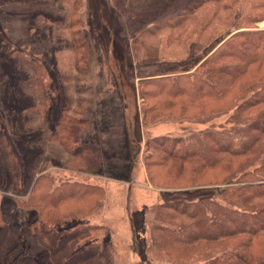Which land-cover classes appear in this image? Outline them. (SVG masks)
Segmentation results:
<instances>
[{
  "label": "rangeland",
  "instance_id": "rangeland-1",
  "mask_svg": "<svg viewBox=\"0 0 264 264\" xmlns=\"http://www.w3.org/2000/svg\"><path fill=\"white\" fill-rule=\"evenodd\" d=\"M242 30L264 32V0H0V226L9 225L0 232V264L38 260L45 250L38 210L9 200L28 194L9 187L14 161L56 186L78 180L102 189L89 215L73 213L81 201L44 209L63 235L98 225L75 243L88 239L106 254L92 251L76 264H212L234 251L237 229L216 202L263 208L264 195L232 191L243 172L264 166V63H251L246 87L225 101L159 95L168 100L159 110L140 90L150 78L194 73ZM71 124L92 150H66ZM159 135L198 155L182 171L171 160L148 166L155 153L146 140ZM247 217L235 219L239 227ZM254 261L264 264V256Z\"/></svg>",
  "mask_w": 264,
  "mask_h": 264
},
{
  "label": "trees",
  "instance_id": "trees-1",
  "mask_svg": "<svg viewBox=\"0 0 264 264\" xmlns=\"http://www.w3.org/2000/svg\"><path fill=\"white\" fill-rule=\"evenodd\" d=\"M239 36L243 37L242 40H239ZM226 43L212 57L205 58L192 74L179 73L172 78H169L170 76H164L159 79L153 80L150 78L149 80L142 81L141 86L143 85V88L140 90L142 100L145 102L148 97L154 98L156 101L153 100L149 103V107L154 106L161 108L159 110H164L166 109L165 103L168 100L165 101L163 99L159 102L157 100L159 95L170 99L183 95V97L188 99L189 104L194 102V100L197 101V98L213 97L217 102L225 101L226 99L229 100L234 96L236 97L243 91L240 90L241 87H246L247 82L250 80V76L246 78V75H250L247 67L254 61L260 60L264 63V32L258 30H242L232 34ZM228 60H235V62H229ZM186 66H182L181 70H186ZM181 105L184 106L182 102ZM142 115L143 122L145 123L147 106L143 107ZM73 125L71 124L70 126ZM78 134L76 126L74 125L69 135L62 137L61 143L64 144L66 150L74 153L86 151L87 149V151L92 150V146L77 142L79 140ZM174 141L175 139H168L163 135L147 139V149L151 148L155 153V156H153V153L148 155L149 159L152 158L148 166L163 167L167 160H171L172 164L176 166V169H180V171L184 170L185 163L189 164L191 159L198 155L197 149L195 150V147L188 143L182 145L185 148L188 146L189 148L187 149H175L173 147ZM200 159L204 163L207 158L201 155ZM208 161L211 162L212 160L208 159ZM32 170L33 167L31 164L17 163L14 161L10 174L8 175L9 187L13 193H18L19 195L28 193L25 199L12 196L9 199L10 202L19 206L32 207L39 211H37V221L34 224V228L37 231L36 238L45 245V250L38 260H35L32 256L25 255L20 261L21 264H44V259L52 264H76L77 260L82 261L93 254L92 251L95 252L97 257L105 255L106 253L104 251L100 252L102 248L97 243L90 242L88 239L84 243L81 242V244L75 243L77 240L84 239L79 238L90 235L97 229L98 225L88 222H84L78 226L75 225L74 229L78 230L80 235L73 237L71 231L63 235L60 230H56L51 226V220H46L47 218L43 217L46 212L44 210L45 208H57L70 201L82 202L80 207H75L73 213L80 211L79 213L82 215H89L90 210L102 196V189L94 184L78 180L63 181L56 186L53 185V180L48 175L40 174L34 178L35 176L32 174ZM240 175L237 174L236 176L239 178ZM5 180L2 178L1 184ZM238 181L242 183L236 185L233 188L234 191H232L237 196L241 192H248L249 196L252 195V198L264 195V166L246 170V172L242 173ZM249 196L244 197V201L251 203L252 198ZM181 204L183 205L185 203ZM216 204L221 209V214L225 215L226 223L233 221V229L236 228L237 232L235 233L234 251H231L228 256H215L211 259L212 264H252L255 262L254 260L262 258L264 256V205L263 208H258V212H256V209H252V207H257L258 205L252 202V206H250V210H252L248 212L241 211V206L237 208L239 205L236 203L216 202ZM198 205L193 204L192 208L200 212L201 210ZM168 206L170 205L168 204ZM171 207L176 208L177 206ZM57 214L59 215L60 212L58 211ZM242 215L248 216V219L246 218L247 224L244 223V227H239V222L235 219L242 217ZM5 231H9L8 224H2L0 226V232L3 234ZM171 232L173 231H170L169 235L173 236L174 233ZM233 232L230 234L232 238L234 236ZM67 235L70 237H67ZM3 241L0 237V252L2 251L1 244ZM183 249L179 247L180 254H182ZM247 256L248 258L246 260Z\"/></svg>",
  "mask_w": 264,
  "mask_h": 264
}]
</instances>
